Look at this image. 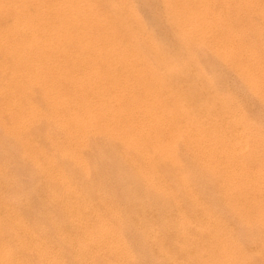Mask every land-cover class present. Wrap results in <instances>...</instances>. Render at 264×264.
<instances>
[{"label":"bare ground","instance_id":"6f19581e","mask_svg":"<svg viewBox=\"0 0 264 264\" xmlns=\"http://www.w3.org/2000/svg\"><path fill=\"white\" fill-rule=\"evenodd\" d=\"M255 4L0 0V155L19 151L0 158V264H140L124 236L139 224L172 264L169 224L216 240L208 188L247 210L242 188L264 197L262 123L203 61L264 104L262 40L235 25Z\"/></svg>","mask_w":264,"mask_h":264},{"label":"rangeland","instance_id":"374dc122","mask_svg":"<svg viewBox=\"0 0 264 264\" xmlns=\"http://www.w3.org/2000/svg\"><path fill=\"white\" fill-rule=\"evenodd\" d=\"M252 1H253L254 4L256 3L253 6L254 8L248 7L250 10H246L245 9L247 11V14L244 13L246 11L243 10V12H241V13L242 14L244 13V15H246V16H244L243 18L239 19V22L237 21L238 23L237 22L235 23V25L237 24L236 27H238V28H239V26L248 28V31H249L248 39L251 38V39H249V41L252 40V42L251 43L249 41H246V42L249 43L250 45H253L254 41L257 42L258 38H260L264 42V40H263L264 39V36H263V34H264V26H263V24H264L263 23V21H264V15H263L264 11H263L262 16H260L261 14L259 15L258 14L259 12H257L255 10V7H256L257 4H258L257 7L259 6L262 10L264 9V0H261L262 2L260 0H256V1L252 0ZM234 12L236 13L237 11L234 10ZM241 13H240V16H242ZM238 15H239V13H238ZM247 15H249V16L247 17ZM250 16H251V18H250ZM248 18H249V20H251V22L253 20V22L252 23L244 22V19H245V21H247ZM241 20H242V22H241L242 24L240 23ZM254 20L255 21L257 20V21L255 22ZM255 23H257V24H255ZM260 23L261 24L263 23V24L261 25ZM258 25H259V27H257ZM256 27H257L258 31H261V32H258ZM260 27H262V28L260 29ZM250 29H252V30H250ZM254 30L256 31L255 33H253ZM259 33H260V35H257ZM254 34H256L257 36L254 35ZM253 35L255 36V38L257 40L254 38V41H253V38H252ZM259 36H261V37H259ZM248 39H246V40H248ZM262 41L260 42V43H262V44H260L261 45V51H262V49H264V47H262V46H264V43ZM263 51H262V53L264 54ZM203 57L202 58H203V61L205 63L204 65H206L208 68H212L213 70L216 71V73L221 71V72H219V75H218L217 86L218 87H220V86L221 87H227V90H229L231 92H232V90H234L235 92L234 91L232 92L234 97L242 105L244 104L243 106H245V109H246L245 112H247V115H249V117L251 116L250 120L251 119L255 120V118H256L257 120H255V121L259 122L260 124L262 123V126L264 128V104L261 101H259L256 98L255 95L251 94V92H249L248 90H246L244 88V86H242L243 84H241V82H239L237 77L235 75H233L234 73L230 69H228L227 67L223 66L222 64L220 65V63H218V62L216 63L215 59H213L211 56H209L207 54L204 55ZM230 78H232V79H230ZM226 83H227V86H226ZM237 94H238V96H237ZM247 107H248L249 110L247 109ZM254 110H255V112H254ZM251 112H253V113H251ZM12 146L13 147L15 146L14 141H9V143L5 142L4 147H6V148L8 147L11 150L8 151V149H6V151H8V152H6L7 154H4V155L2 154L4 156L3 157L4 159L8 158L9 160L14 161V160H12V158H14L15 156H16L15 160L18 158L17 155H18L19 151H17L18 150L17 147L16 148L14 147V150H16L17 152L16 151L11 152V151H13L12 150L13 148H11ZM110 146H108L109 150H111L113 148V146H111V148H110ZM8 154H10V155H8ZM2 155H0L1 159H3ZM6 155L9 156V157H7ZM5 157H7V158H5ZM107 189H110V188H107ZM111 189L118 190V189H122V188H111ZM142 189L144 190V188H142ZM142 189L139 188V190H142ZM242 189L246 191L245 192L246 193L245 194L246 202H253L252 203L253 207L248 209L249 211L247 210L246 207H244L243 201L242 200L239 201L237 199V197H238L237 194L234 195L235 198L231 202L230 200L226 199L223 196L222 191L220 190V188H208V191H210L213 194V196H212L213 199H212L211 203H209L208 206L210 207L211 212L214 214V217L217 218L216 221L218 223V229H216L215 232H213L214 236H215V239H216L215 241H214V238L212 237L213 236L212 233L207 236V231L204 233V235L206 234L205 236H207V237H205V239H204V236H202L203 239H202V237L200 238L199 234H196V233L199 230L204 231L205 228L202 227V226L192 227L191 223L195 222V221H193L192 218L188 220V221L192 220V221H190L189 225L186 223V221L181 220V222L183 221L185 223L183 225L184 226L186 225L185 226L186 230L185 229H181L182 231L181 230L177 231L170 224H169L170 228L167 227V223L164 225V226L167 227V243L166 242H164V243L167 244V245L170 244L169 245V249H170V246H172L175 249L174 250L172 248L173 251L172 250L169 251L172 264H196V263L197 264H226V263L228 264V261H230V260H231V262H229V264H264V221L263 222L262 221L261 222H255L254 219H250L249 218V219L245 220V218L238 216V213H243V211L246 212L247 214H250V216L251 215H256L255 213L258 210H261V211L264 212V197L260 196V194L256 190V188H242ZM254 189H255V192H254ZM247 195H248V197L246 198ZM255 197H257V198H255ZM239 203H241V204H239ZM159 205H158V207H159ZM165 206H167V207H165ZM239 206H241V209H239ZM164 208L165 209L169 208V210H171V209L174 210V206H172L170 204L164 205ZM151 215L154 218L151 216L150 220H153V222L155 223V221L157 220V215L155 213H153ZM131 222H133V223H131ZM129 223H131L132 226H135V223H136V225L139 224L138 220L136 221V219L130 220ZM139 225H138V227L135 226L136 229H135V227H133L134 230H133V228H131L130 229L131 231H128L127 233L124 234V236L127 237L126 239L128 240L127 241L128 244L130 243L129 245H131L132 248L134 247L133 249H135V251L134 250L133 251L136 252V253H139L141 255L139 263L140 264H167V263L171 264V262L169 260L165 259V257L162 256V254L160 253L161 251H160L159 247L156 246V244H155V242H156L155 240L156 239L155 240L152 239L154 241V242H152L151 239L149 240L146 237L142 238L143 237L142 231H141L142 226H139ZM156 225H157V223L153 224V226H156ZM127 227H126V229H127ZM196 229H197V231L195 232L194 230H196ZM169 230H171V231H169ZM182 232H184V233H182ZM216 232L217 233L220 232V233L217 234ZM168 238H169V240H168ZM230 238H231V240H230ZM148 241H149V243H148ZM236 241H237V243H236ZM204 242L207 243V246H204L203 249H202V245H203ZM214 242H216V243L217 242H221L224 245V249L220 250L219 248H217L214 245ZM231 243L232 244L234 243V244L232 245ZM148 244H149V246H148ZM237 245H238V247H237ZM174 246H176V247H174ZM214 246H215V248H214ZM149 248H150V250H149ZM200 248H201V251H200ZM146 249H147V251H146ZM176 249H177V251H176ZM202 251H203L204 254L202 253ZM235 251H236V253H235ZM156 252H157V254H156ZM142 253H143V255H142ZM141 258H143V259H141ZM204 259H205V261H204Z\"/></svg>","mask_w":264,"mask_h":264}]
</instances>
